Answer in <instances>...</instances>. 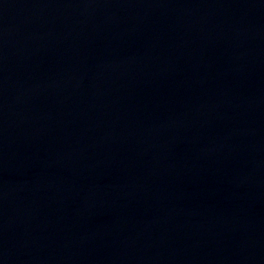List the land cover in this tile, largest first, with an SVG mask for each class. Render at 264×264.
<instances>
[{
    "label": "water",
    "instance_id": "1",
    "mask_svg": "<svg viewBox=\"0 0 264 264\" xmlns=\"http://www.w3.org/2000/svg\"><path fill=\"white\" fill-rule=\"evenodd\" d=\"M0 264H264V0H0Z\"/></svg>",
    "mask_w": 264,
    "mask_h": 264
}]
</instances>
